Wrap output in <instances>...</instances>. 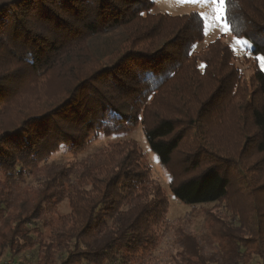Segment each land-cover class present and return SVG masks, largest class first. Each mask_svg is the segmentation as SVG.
<instances>
[{
	"label": "trees",
	"instance_id": "trees-1",
	"mask_svg": "<svg viewBox=\"0 0 264 264\" xmlns=\"http://www.w3.org/2000/svg\"><path fill=\"white\" fill-rule=\"evenodd\" d=\"M154 8L0 0V264H264V69ZM226 18L264 57V0ZM139 128L189 216L169 220Z\"/></svg>",
	"mask_w": 264,
	"mask_h": 264
},
{
	"label": "rangeland",
	"instance_id": "rangeland-1",
	"mask_svg": "<svg viewBox=\"0 0 264 264\" xmlns=\"http://www.w3.org/2000/svg\"><path fill=\"white\" fill-rule=\"evenodd\" d=\"M155 3L154 12L156 13H167L170 15H184L189 14L191 12H197L199 13L205 22V37L203 42L199 43L197 45V49L203 48L207 46L210 42L214 41L215 39L219 37H223V41L230 46L234 51L236 55V64L239 66V68L243 71L244 75L246 77H249L253 70H252V62L256 60V62L261 67V62L258 59L257 56L254 58L253 55L250 53L251 46L248 43L247 47L242 43L244 41H247L246 39H239L234 37L230 31L229 28H225L223 26V23L219 20V13L217 12V6L215 4H209V3H192L189 2V0H153ZM241 42V43H238ZM262 68V67H261ZM264 69V68H262ZM130 137L136 139L145 155V163H147L151 167L152 176L155 177L167 190V193L169 195V202H170V211L168 218L170 221H176L182 218H185L186 216H189V213L192 212V208L188 205L180 203L178 200H176L169 191V182H170V175L169 170L163 167L160 162L157 159V156L154 155L144 138V134L141 128L137 129L136 131L132 132L130 134ZM106 139L99 140L98 142L93 143V145L90 147L88 152L92 151L94 148L101 146ZM81 156H84L82 154ZM71 157H68L66 153H60L57 156L53 157L56 161H64L68 160ZM68 209L66 206H63V208L60 210V212L63 214ZM197 218L191 225L192 231L195 233L200 232L202 229V222L204 220L203 215H195ZM173 231L168 232V234L165 236V238L162 240V242L159 244V247L157 249L156 255L163 258L162 251H167L171 249L172 242H173Z\"/></svg>",
	"mask_w": 264,
	"mask_h": 264
},
{
	"label": "snow or ice",
	"instance_id": "snow-or-ice-1",
	"mask_svg": "<svg viewBox=\"0 0 264 264\" xmlns=\"http://www.w3.org/2000/svg\"><path fill=\"white\" fill-rule=\"evenodd\" d=\"M184 2V0H182ZM189 2L192 3H209V4H215L217 6V12L219 13V20L223 23V26L227 29L229 28V25L227 24V18H226V3L227 0H189ZM238 43H241L238 41ZM245 47L248 45V41L242 42ZM258 59L261 62V67L264 68V57H258Z\"/></svg>",
	"mask_w": 264,
	"mask_h": 264
},
{
	"label": "built area",
	"instance_id": "built-area-1",
	"mask_svg": "<svg viewBox=\"0 0 264 264\" xmlns=\"http://www.w3.org/2000/svg\"><path fill=\"white\" fill-rule=\"evenodd\" d=\"M1 263V262H0Z\"/></svg>",
	"mask_w": 264,
	"mask_h": 264
}]
</instances>
